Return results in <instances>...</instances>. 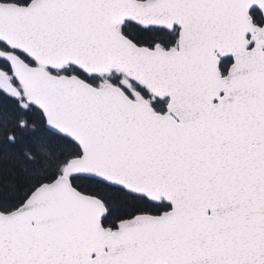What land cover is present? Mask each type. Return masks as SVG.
<instances>
[{"label": "snow or ice", "instance_id": "snow-or-ice-1", "mask_svg": "<svg viewBox=\"0 0 264 264\" xmlns=\"http://www.w3.org/2000/svg\"><path fill=\"white\" fill-rule=\"evenodd\" d=\"M0 264H264V0H0Z\"/></svg>", "mask_w": 264, "mask_h": 264}]
</instances>
